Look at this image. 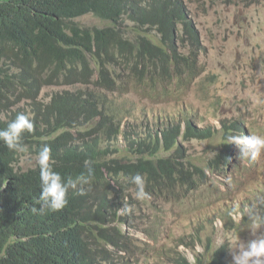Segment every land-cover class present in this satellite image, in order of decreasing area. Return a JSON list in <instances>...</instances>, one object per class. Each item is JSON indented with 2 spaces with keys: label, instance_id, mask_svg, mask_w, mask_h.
Instances as JSON below:
<instances>
[{
  "label": "trees",
  "instance_id": "16d2710c",
  "mask_svg": "<svg viewBox=\"0 0 264 264\" xmlns=\"http://www.w3.org/2000/svg\"><path fill=\"white\" fill-rule=\"evenodd\" d=\"M88 13L110 25L89 28L75 21ZM186 17L183 0H0V129L18 113L30 115L34 131L24 134L27 149L38 155L49 146L55 170L76 182L63 209L33 212L40 168L18 169L20 153L0 141V264H132L119 254H136L123 229L132 220L117 210L135 191L131 178L143 175L151 197L171 201L179 191L210 182L207 173L224 172L235 147L227 132L245 134L241 120L220 119L218 128L198 122L195 112L156 118L152 125L140 123L129 145L113 147L118 156L105 145L127 136L109 93L165 90L177 76L196 73L201 42ZM179 34L191 36L186 53L177 52ZM44 85L58 89L43 97ZM85 123V131L77 130ZM197 141L209 150L216 146V155L205 161L193 156L186 144ZM86 161L94 171L91 183L82 185ZM209 248L194 263L178 251L166 264H230L227 243Z\"/></svg>",
  "mask_w": 264,
  "mask_h": 264
},
{
  "label": "rangeland",
  "instance_id": "374dc122",
  "mask_svg": "<svg viewBox=\"0 0 264 264\" xmlns=\"http://www.w3.org/2000/svg\"><path fill=\"white\" fill-rule=\"evenodd\" d=\"M183 2L187 25H192L201 42L196 73L192 77L177 76L165 90L137 87L129 93H109V104L122 117L121 126L127 131V136L105 142L111 157L119 154L113 152V147L129 145L134 137L131 133L139 131L140 123L148 121L152 125L156 118H177L190 112L196 113L198 122L218 128L220 119L241 120L250 135L264 136V0ZM75 21L89 28L110 25L92 13ZM179 35L177 52L186 53L191 36ZM60 88L74 90L70 85ZM57 89L44 85L42 95L47 97ZM87 128L85 123L77 130ZM227 135L230 137L228 132ZM186 145L193 156L203 161L216 155V146L209 150L207 143L198 141ZM37 157L29 150L20 153L17 168L35 167ZM238 157L239 152L233 151L221 175L207 173L210 182L193 191H179L176 200L165 202L151 197L141 201L134 198L132 191L126 203L132 207L128 214L132 222L123 229L133 239L136 254H119L130 257L132 264H166L179 251L194 263L195 256L207 245L215 248L223 241L230 256V248L254 239L251 222L241 213L254 209L264 214V205L259 203V198L264 197V150L255 160ZM260 234H264V227L256 233Z\"/></svg>",
  "mask_w": 264,
  "mask_h": 264
},
{
  "label": "clouds",
  "instance_id": "9594fccd",
  "mask_svg": "<svg viewBox=\"0 0 264 264\" xmlns=\"http://www.w3.org/2000/svg\"><path fill=\"white\" fill-rule=\"evenodd\" d=\"M32 131H34V123L30 115L18 113L15 119L9 122L5 128L0 129V141H3L9 150L26 153L28 149L23 143V137L26 132L31 133ZM228 140L229 143L235 144L234 151H238L237 148L240 149L239 160H255L261 151L264 150V136L262 135H250V133L246 132L243 135L230 136ZM37 163L40 168L39 208L34 207L32 211L43 213L46 210L58 211L63 209L68 203L69 188L75 187L76 182L70 179L65 180L55 170L52 151L47 145H44L40 149ZM85 169L86 174L81 175L78 179V183L82 185L90 183L93 177L94 170L92 161L85 162ZM131 183L135 186L134 194L137 200L143 201L151 199V194L146 191L147 182L143 175H134L131 178ZM80 194L84 195L85 193L81 191ZM259 203L264 205V197L259 198ZM117 210L120 215H126L132 212V207L125 205ZM245 214L251 222V233L255 238L246 243L240 241L234 248H230V250H233V254L231 253L229 257L230 264H264V234L256 235L257 231L261 227H264V214L254 209H247L241 213L242 216ZM221 244H223V241H221Z\"/></svg>",
  "mask_w": 264,
  "mask_h": 264
},
{
  "label": "bare ground",
  "instance_id": "6f19581e",
  "mask_svg": "<svg viewBox=\"0 0 264 264\" xmlns=\"http://www.w3.org/2000/svg\"><path fill=\"white\" fill-rule=\"evenodd\" d=\"M132 36V35H131ZM118 61V60H117ZM94 87V86H93ZM94 89V88H93ZM100 89V88H99ZM95 91H97V90H95ZM104 92V91H103ZM97 93V92H96ZM101 93V92H100ZM106 93V92H105ZM163 127V126H162ZM33 138V137H32ZM108 138V137H107ZM171 141V140H170ZM101 142H102V139H101ZM170 144V143H169ZM102 147V146H101ZM147 148V147H146ZM34 149V148H33ZM148 149V148H147ZM150 150V149H149ZM152 151V150H151ZM152 153H154V151L152 152ZM198 154H200V153H198ZM194 155V154H193ZM187 159V158H186ZM185 159V160H186ZM70 162H72L71 160H70ZM151 163H153V161L151 162ZM178 164L177 165H180V168H181V164H179L180 162H177ZM149 164H150V162H149ZM189 164V163H188ZM150 166H152V165H150ZM154 166H155V164H154ZM153 167V166H152ZM190 167V166H189ZM183 168V167H182ZM187 168H188V165H187ZM192 168H194V167H192ZM69 169V168H68ZM114 168H112V170H113ZM189 169V168H188ZM187 169V170H188ZM117 171V170H116ZM115 171V172H116ZM197 171V170H196ZM111 172V171H110ZM184 172V171H183ZM113 174V173H112ZM114 174H117V173H114ZM113 174V176H116V175H114ZM166 174V173H165ZM184 174V173H183ZM183 174H182V176H183ZM185 174H187L186 172H185ZM191 174V173H190ZM85 175V174H84ZM192 175V174H191ZM188 176V175H187ZM187 176H185V177H187ZM110 177V176H109ZM188 177H190V175L188 176ZM191 178V177H190ZM115 180V179H114ZM192 180V179H191ZM115 182V181H114ZM194 182V181H193ZM91 183V182H90ZM105 183V182H104ZM100 184V183H99ZM105 185H106V183H105ZM108 185V184H107ZM101 186V185H100ZM102 186H103V184H102ZM107 187V186H106ZM105 187V188H106ZM104 188V187H103ZM110 188H111V186H110ZM80 189H81V187H80ZM108 189H109V187H108ZM107 189V190H108ZM112 189H114V188H112ZM116 191V190H115ZM154 191V190H153ZM70 192V191H69ZM155 192V191H154ZM209 193V192H208ZM109 194V193H108ZM112 194V193H111ZM170 195H171V193H169ZM169 194H168V196H169ZM110 195V194H109ZM116 195V194H115ZM114 195V196H115ZM105 197V196H104ZM103 197V198H104ZM106 198H107V196H106ZM131 198V197H130ZM135 198V197H134ZM167 199V198H166ZM165 199V200H166ZM169 199V198H168ZM93 200V199H92ZM96 200V199H95ZM103 200V199H102ZM108 200V199H107ZM130 201H131V199H129ZM105 201V200H104ZM136 201V200H135ZM94 202V201H93ZM96 202V201H95ZM103 202V201H102ZM166 202V201H165ZM92 203V202H91ZM98 203V202H97ZM109 203V202H108ZM87 204V203H86ZM103 204V203H102ZM105 204H106V202H105ZM130 204V203H129ZM132 204H133V202H132ZM108 205V204H107ZM93 206V205H92ZM133 206V205H132ZM88 207V206H87ZM82 208V207H81ZM102 208V207H101ZM166 208V207H165ZM100 210V209H99ZM91 213V212H90ZM104 215H106V214H104ZM108 215V214H107ZM136 216H138V215H136ZM136 216H135V218H136ZM106 217V216H105ZM134 217V216H133ZM133 217H132V219H133ZM104 218V217H103ZM102 218V219H103ZM125 218H127V217H125ZM129 219V218H128ZM138 219V218H137ZM90 220V219H89ZM95 220V219H94ZM122 220H123V218H122ZM125 220V219H124ZM131 220V219H130ZM82 221V220H81ZM105 221V220H104ZM134 221V220H133ZM103 222V221H102ZM122 222H124V221H122ZM130 222V221H129ZM110 223V222H109ZM103 224V223H102ZM82 228V227H81ZM105 230V229H104ZM103 231V230H102ZM108 232V231H107ZM103 234V233H102ZM99 235V234H98ZM100 236V235H99Z\"/></svg>",
  "mask_w": 264,
  "mask_h": 264
}]
</instances>
